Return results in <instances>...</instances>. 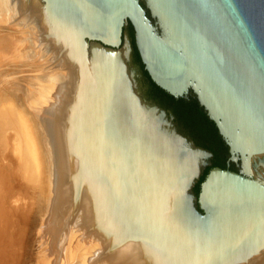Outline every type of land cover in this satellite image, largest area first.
<instances>
[{
  "label": "bare ground",
  "instance_id": "bare-ground-1",
  "mask_svg": "<svg viewBox=\"0 0 264 264\" xmlns=\"http://www.w3.org/2000/svg\"><path fill=\"white\" fill-rule=\"evenodd\" d=\"M55 33L44 0H0V264L25 263L38 225L36 264H184L160 224L204 154L141 101L129 50ZM250 168L264 184V156ZM261 245L220 264H264Z\"/></svg>",
  "mask_w": 264,
  "mask_h": 264
},
{
  "label": "water",
  "instance_id": "water-1",
  "mask_svg": "<svg viewBox=\"0 0 264 264\" xmlns=\"http://www.w3.org/2000/svg\"><path fill=\"white\" fill-rule=\"evenodd\" d=\"M44 1L55 34L71 39L79 55L84 37L118 50L130 24L151 81L175 99L194 100L227 145L228 166L237 171L210 168L196 195L193 187L213 154L153 104L205 156L189 188L192 203L179 195L174 221L160 224L175 230L165 237L186 245L184 264H220L261 247L264 184L250 164L264 156V0Z\"/></svg>",
  "mask_w": 264,
  "mask_h": 264
},
{
  "label": "rangeland",
  "instance_id": "rangeland-1",
  "mask_svg": "<svg viewBox=\"0 0 264 264\" xmlns=\"http://www.w3.org/2000/svg\"><path fill=\"white\" fill-rule=\"evenodd\" d=\"M128 45L130 46V49L128 48ZM135 46L136 45H135L134 30L132 26L128 24L124 28L123 43L119 48V51L129 50V61L127 62V64H128V70L130 72V79H132L133 82L132 84L134 86L135 91L139 92L140 94V95L138 94V96L142 97L141 101L143 102L145 100L146 102L144 101L143 103L148 105L155 104L158 107L165 109L167 113L173 112L175 116L174 122L179 126L183 134L187 136L196 146L209 150L207 147L212 145V143H211L210 135L208 134V132H205L203 129L205 123H203L200 120H197L193 116V113H191V111L181 107L180 105H177V103L164 96L162 92H154L147 86V77L143 75L142 69L138 64L140 58L138 53L135 51ZM4 68L7 67L0 65V71ZM132 72L133 74L135 73L134 74L135 79H133V76H131ZM10 92L11 91L4 92L2 94L3 95L5 94L8 97L7 93ZM7 97L3 99L2 102L7 105L14 104V101L7 99ZM23 126H24V131L26 132L25 128H27L28 134L32 135L31 128L29 127L28 123L24 122ZM211 158H209L210 164L206 165L201 170L200 178L197 184L193 187V191L196 195H198L199 193L200 183L203 181L204 177L206 176L210 168L215 166L225 168V163H226L225 159L216 158L215 160H212ZM40 227L41 226L38 225L36 228L29 230L28 242H27L28 245H26L25 248L26 253L24 256L25 259L24 264H36V259L39 256V252H40V250H38V242H37V238L39 239L40 236L39 235ZM28 246H30V248ZM29 255H31V260L28 258Z\"/></svg>",
  "mask_w": 264,
  "mask_h": 264
},
{
  "label": "flooded vegetation",
  "instance_id": "flooded-vegetation-1",
  "mask_svg": "<svg viewBox=\"0 0 264 264\" xmlns=\"http://www.w3.org/2000/svg\"><path fill=\"white\" fill-rule=\"evenodd\" d=\"M134 48V47H133ZM135 51L138 53L136 46H135ZM139 55V53H138ZM140 58V57H139ZM139 66L142 69V73L144 76L147 77V86L153 90L154 92H163L160 88H158L150 79L149 75L147 74V72L144 69V66L141 62V59L139 61ZM164 94V92L162 93ZM166 96V95H164ZM174 101H182L185 102L187 104H191L192 107H196L198 109H200L198 107V105L196 104V102L194 100H185V99H173ZM201 110V109H200ZM202 111V110H201ZM203 112V111H202ZM173 113V112H172ZM174 114V113H173ZM206 116V115H205ZM177 118V117H176ZM203 129L205 132H208V134L210 135V139H211V143L212 145L208 146L207 148L212 152V160H215L216 158H223L225 159V168L229 167L231 170L237 171L236 168H234L233 164L231 163L230 166H228V157H229V151H228V147L227 145L223 142L222 138L220 137V135L218 134L217 128L215 127V125L213 124V122H211L208 118L207 121L205 122Z\"/></svg>",
  "mask_w": 264,
  "mask_h": 264
},
{
  "label": "trees",
  "instance_id": "trees-1",
  "mask_svg": "<svg viewBox=\"0 0 264 264\" xmlns=\"http://www.w3.org/2000/svg\"><path fill=\"white\" fill-rule=\"evenodd\" d=\"M163 93V92H162ZM163 95H166L167 98H169L170 100L174 101L172 96L167 95L165 92ZM175 103H177V105H180L181 107L191 111V113H193V116L197 119L202 121L203 123H205L207 121V117L205 116V114L198 108L196 107H192L191 104H187L185 102L182 101H174ZM218 164V163H217ZM203 179V177H202Z\"/></svg>",
  "mask_w": 264,
  "mask_h": 264
}]
</instances>
